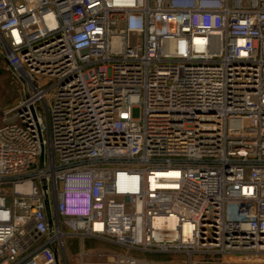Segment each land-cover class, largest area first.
Returning <instances> with one entry per match:
<instances>
[{"label": "built area", "instance_id": "2783aa9c", "mask_svg": "<svg viewBox=\"0 0 264 264\" xmlns=\"http://www.w3.org/2000/svg\"><path fill=\"white\" fill-rule=\"evenodd\" d=\"M0 57V264H264V0H0Z\"/></svg>", "mask_w": 264, "mask_h": 264}, {"label": "rangeland", "instance_id": "374dc122", "mask_svg": "<svg viewBox=\"0 0 264 264\" xmlns=\"http://www.w3.org/2000/svg\"><path fill=\"white\" fill-rule=\"evenodd\" d=\"M2 67L5 68V70H8L7 67H4L3 64ZM9 86L11 88V93L4 92L0 88V126L4 122V112L10 109L26 90L24 81L18 79L12 74H10ZM8 94L12 95V98L9 101H7L6 98V101L4 103L3 101L5 99L2 101V98L4 96L5 97L9 96ZM79 244L80 241L77 238H68L65 241V247H64L65 250L63 253L66 264L81 263V257L79 256V249H80ZM84 248L85 251H87V254L82 259L90 263L105 262L113 252L117 251V249L112 246L105 245L103 243L94 240H85ZM59 260H60V264H63L62 261L63 259L61 255Z\"/></svg>", "mask_w": 264, "mask_h": 264}, {"label": "trees", "instance_id": "16d2710c", "mask_svg": "<svg viewBox=\"0 0 264 264\" xmlns=\"http://www.w3.org/2000/svg\"><path fill=\"white\" fill-rule=\"evenodd\" d=\"M2 64L4 65V67H7L4 60L0 57V88L4 91V92H8V93H11V88L9 86V82H10V71L9 69L8 70H5V68L2 67ZM10 73V74H9ZM9 96L7 97H3L2 98V101L5 103L6 101V98H7V101H9L11 98H12V95L8 94Z\"/></svg>", "mask_w": 264, "mask_h": 264}]
</instances>
